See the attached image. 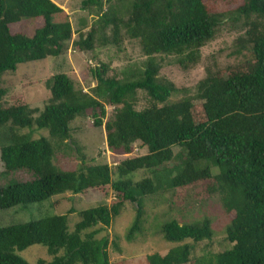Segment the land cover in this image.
Instances as JSON below:
<instances>
[{
    "label": "trees",
    "instance_id": "trees-1",
    "mask_svg": "<svg viewBox=\"0 0 264 264\" xmlns=\"http://www.w3.org/2000/svg\"><path fill=\"white\" fill-rule=\"evenodd\" d=\"M216 5L217 0H81V7L95 8L96 18L84 35L78 34L75 47L92 50L95 37L99 46L117 47L124 34L139 41L144 55L139 67H124L120 77L106 76L103 63L91 68L96 84L90 92L75 88L65 73H54L44 81L49 96L41 108L29 107L18 93L10 104H2L6 86L0 79V180L16 170L31 175L0 185V210L103 185L115 193L109 205L79 210L70 231L65 214L0 227V264H29L17 252L33 244L44 246L50 256L36 264H110L107 238L95 235L125 201L136 208L125 234L130 239L140 225L143 196L197 182H206V191L217 193L224 211L232 212L224 230L231 246L194 264H264V0H240L231 10ZM60 16L64 13L52 0H0V76L18 63L58 56L72 33L70 22ZM22 19H39L41 25L30 35L12 32L10 26ZM223 23L242 29L232 52L245 51L244 59L225 67L213 61L204 67L192 96L169 100L177 90L158 76L163 56H173L182 69L195 65L200 48ZM137 90L151 101L139 110L133 106ZM104 102L119 105L103 122L106 147L127 153L137 140L147 152L121 160L114 174L106 163L85 165L82 157L75 169L57 167L47 136L72 149L70 121L88 114L94 126H101ZM23 128H42L47 136L32 138ZM173 146L179 147L176 154ZM140 169L150 175L133 180ZM160 231L165 241L176 244L163 255H146V264L190 262L193 243L212 233L207 218L190 223L168 219Z\"/></svg>",
    "mask_w": 264,
    "mask_h": 264
},
{
    "label": "rangeland",
    "instance_id": "rangeland-1",
    "mask_svg": "<svg viewBox=\"0 0 264 264\" xmlns=\"http://www.w3.org/2000/svg\"><path fill=\"white\" fill-rule=\"evenodd\" d=\"M52 1L64 13V16H60L58 19L65 17L70 22L71 37L64 42L62 52L58 56H47L39 60L18 63L14 70L2 73L1 83L6 86V93L1 101L4 105L10 104L11 96L18 93L22 95L29 107L41 108L49 96L44 81L57 72L65 73L75 88L90 92V89L96 84V79L90 71L91 68L103 63L107 65L106 76L120 77V71L124 67L133 65L139 67L144 59L139 41L127 38L124 34H122L117 47L113 45L99 46L95 37L96 42L92 50H78L74 41L78 38V34L84 35L93 23L96 18L95 8L81 7V0ZM239 2L240 0H217L216 7L220 10H231ZM106 7L107 3L103 2L102 10H105ZM39 25H41L39 19H22L10 26V30L30 35L32 30ZM241 30V28L238 30L228 23L221 24L213 38L200 48L199 61L186 69L179 67L173 56H163L158 76L172 82L177 90L168 99L175 100L183 95L192 96L196 82L204 76V67L212 65L213 61L219 67H225L244 59L245 51L240 54L232 52L234 49L233 39L240 34ZM104 34H109L108 28H105ZM193 102H198V100H193ZM150 103L151 101L144 91H136L133 103L136 110ZM157 104L159 105V103ZM103 105L105 115L102 118L101 126H94L93 118L88 114L75 117L70 121V139L68 138L67 141L71 144L72 149H65L61 144L50 139L45 129L23 128L21 131L30 132L32 138L47 136L50 144L54 147L52 162L61 169H75L82 157L85 165L106 163L113 173L115 166L121 160L145 154L147 151L145 146L137 140L131 144L130 151L127 153L122 150H110L106 147L103 122L111 116L114 107L119 105H111L106 102ZM178 151V146L172 147L174 154ZM174 162L175 160L167 161L162 166L169 167ZM162 166L156 169L160 170ZM1 170L2 163L0 161ZM149 175L146 170L140 169L134 173L133 180H140ZM30 178L31 175L26 170H16L1 179L0 185H6L13 181H25ZM205 186L206 182H197L174 188L163 187L152 194L143 196L141 198L140 225L130 239H126L125 234L131 225L136 208L135 203L125 201L124 206L112 218L110 224L95 235L96 238L102 236L107 238L106 251L109 263L146 264L144 260L146 255L165 254L171 246L176 244L165 241L160 231L161 223L168 219H175L178 223L201 221L202 218H207L209 221L212 231L210 238L193 243L191 253L193 262L184 264H194L195 259L207 257L229 248L231 243L225 239L224 230L232 217V212L224 211L218 194L207 192ZM114 199L115 193L109 185L88 188L76 194L70 192L55 194L37 203L24 206L16 205L0 210V227L38 219L45 215L65 214L67 228L70 231L73 224L79 219L77 214L79 210L98 204L109 205ZM99 227L100 225H97L94 228ZM185 241L190 242L188 239ZM17 253L29 264H36L37 259H50L45 247L39 244L30 245Z\"/></svg>",
    "mask_w": 264,
    "mask_h": 264
}]
</instances>
